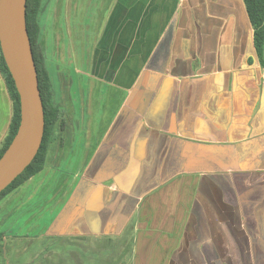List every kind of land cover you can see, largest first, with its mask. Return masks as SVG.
<instances>
[{
	"label": "crops",
	"instance_id": "1",
	"mask_svg": "<svg viewBox=\"0 0 264 264\" xmlns=\"http://www.w3.org/2000/svg\"><path fill=\"white\" fill-rule=\"evenodd\" d=\"M163 1L134 53L135 66L146 65L137 74L140 82L127 91L122 112L99 141L84 180L69 186V173L58 184L63 171L46 169L48 160L40 173L46 172V178L34 176L1 203L6 229L0 252H45L65 240L80 242L87 252H107L103 246L114 241L126 243L122 252H131L130 260L137 253L142 260L163 256L164 264L170 257L168 264L186 257L182 263L187 264L189 252L169 253L174 252L172 237L159 220L165 204L140 209L147 196L171 186L179 193L180 207L187 204L213 217L183 224V235L175 239L178 248L200 249L206 256L213 249L216 264H222L218 253L226 242L233 250L231 264H264V202L250 203L264 194V67L244 2L175 0L174 8L171 0ZM12 119L13 100L0 61V150ZM84 138L73 137L70 152L82 143L92 145L91 136ZM177 178L182 180L177 183ZM246 205L253 212L246 213ZM130 209L136 211L135 220L127 214ZM209 224L216 227L211 229L215 235L206 232ZM231 226L243 237L238 239Z\"/></svg>",
	"mask_w": 264,
	"mask_h": 264
},
{
	"label": "rangeland",
	"instance_id": "2",
	"mask_svg": "<svg viewBox=\"0 0 264 264\" xmlns=\"http://www.w3.org/2000/svg\"><path fill=\"white\" fill-rule=\"evenodd\" d=\"M155 3L153 6L152 0H47L43 15L42 46L47 57L55 102L62 110V120L66 122V126L63 129L58 127L54 134L48 154L50 166L46 167L51 171L59 168L64 172V175L61 172L58 177L56 176L58 173H53L59 178L58 184L63 183L61 176L69 173H75L74 175L79 177L74 179V176L69 174L67 177L69 186L78 184L80 179L84 180L86 168L96 152L99 141L104 138L122 112L127 91L136 88L137 83L140 82L136 81L137 74L141 73L146 65L140 62L138 69L135 66L134 53L139 43L138 39L140 38L141 44L144 39L146 40L147 26L154 21L155 12L166 5L163 0H156ZM171 3L174 8L178 5L175 0H171ZM140 54L139 60L143 61V50ZM154 68L156 67L153 66L152 69ZM163 68L160 66L156 69L160 71ZM85 135L86 140L89 136L92 137V145L87 148L82 143L76 146L74 153L70 152L71 139L84 138ZM46 174V172L40 174L37 180L46 178ZM181 180L182 178H177L175 182L179 183ZM239 194L236 192V196ZM217 195L219 194L216 193ZM146 198L140 208L142 211L143 209L151 211L164 204L166 206L158 217L166 224L165 232L167 231L172 237L170 250L174 252H169L172 257L189 252L187 264H196L197 259L198 264L217 263L212 256L213 249L210 255L212 257H210L200 249H191L188 246L180 249L175 242V239L183 235L181 231L183 224L187 221L190 223V219L193 221L194 218L196 220L213 219L210 213H207L208 216L202 215L200 209L194 207L192 210V207L188 208L187 204L185 207H180L179 193L171 186ZM263 202L264 194L250 203L258 206ZM221 210L231 216L230 209L226 206L223 205ZM248 210L250 209H246V213ZM250 211L253 212V210ZM135 213V210L127 211V214L133 216ZM235 213L238 211L236 210ZM137 216L139 221L142 215L139 213ZM3 220L4 215H1L0 233L6 229ZM176 226L178 229L174 231ZM188 227L192 232L196 230L195 225ZM215 228L209 224L205 230L208 234L212 235V232L215 235V230H211ZM228 228L229 238H231V228H234L233 231L238 239L243 237L235 226ZM193 240L196 241V237ZM225 243L220 245L222 251L218 254L222 264H231L233 250ZM246 243L242 241L245 247ZM209 244L211 245V242ZM25 245L26 243H23L20 246L24 248ZM125 245L126 243L117 245L114 241H109L103 246L107 247V252H87L83 250L84 247L80 242L65 240L64 243L50 247L45 252H0V264H137L138 260H141L139 264H150V259L153 261L150 255L143 260L138 259L137 253L130 260L127 255L131 252H122L125 251ZM238 246L236 240L234 245L236 252H238ZM223 247L225 250L222 249ZM111 252L113 253L108 256ZM190 252H194L196 257L197 253L199 257H192ZM241 253H243L242 256L246 254V252ZM172 259L168 258V262ZM186 261L187 258L182 257L179 262L181 264ZM179 262L175 261L172 264H179ZM159 263L164 264L163 256L154 260V264Z\"/></svg>",
	"mask_w": 264,
	"mask_h": 264
},
{
	"label": "water",
	"instance_id": "3",
	"mask_svg": "<svg viewBox=\"0 0 264 264\" xmlns=\"http://www.w3.org/2000/svg\"><path fill=\"white\" fill-rule=\"evenodd\" d=\"M28 0H0V48L20 97L21 121L0 159V194L33 163L45 134V111L27 26Z\"/></svg>",
	"mask_w": 264,
	"mask_h": 264
},
{
	"label": "trees",
	"instance_id": "4",
	"mask_svg": "<svg viewBox=\"0 0 264 264\" xmlns=\"http://www.w3.org/2000/svg\"><path fill=\"white\" fill-rule=\"evenodd\" d=\"M250 23L254 29V42L256 54L262 67H264V0H243ZM47 0H28L27 3V26L33 48L35 63L37 66L39 86L45 111V134L42 147L33 163L20 175L6 190L0 194L1 203L15 189L26 183L34 176L40 174L48 161L49 147L58 127L63 129L66 122L62 120V110L55 102V94L50 71L47 65V57L42 46L43 15L46 10ZM1 70L7 81L13 100V119L11 129L3 147L0 150V159L12 143L18 132L21 121L20 97L16 89L14 79L6 65L0 48ZM5 235L0 233V246Z\"/></svg>",
	"mask_w": 264,
	"mask_h": 264
},
{
	"label": "flooded vegetation",
	"instance_id": "5",
	"mask_svg": "<svg viewBox=\"0 0 264 264\" xmlns=\"http://www.w3.org/2000/svg\"><path fill=\"white\" fill-rule=\"evenodd\" d=\"M244 194H246V195H247L248 193H244ZM174 231H177V229H175ZM175 242H176V241H175ZM176 243H177V242H176ZM155 259H157V260H158V258H157V257H156V258H155V257H153V262H154V260H155Z\"/></svg>",
	"mask_w": 264,
	"mask_h": 264
}]
</instances>
